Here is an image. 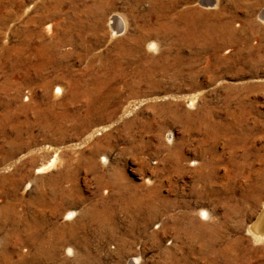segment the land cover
I'll list each match as a JSON object with an SVG mask.
<instances>
[{
  "label": "rangeland",
  "instance_id": "obj_1",
  "mask_svg": "<svg viewBox=\"0 0 264 264\" xmlns=\"http://www.w3.org/2000/svg\"><path fill=\"white\" fill-rule=\"evenodd\" d=\"M262 6L0 0V264L263 263L264 248L242 257L264 245L245 230L263 192ZM109 12L120 20L111 29ZM23 26L68 38L33 67L16 48ZM88 206L96 226L71 228L53 260L33 251L34 225L82 221ZM183 214L212 230L205 248L177 231Z\"/></svg>",
  "mask_w": 264,
  "mask_h": 264
},
{
  "label": "bare ground",
  "instance_id": "obj_2",
  "mask_svg": "<svg viewBox=\"0 0 264 264\" xmlns=\"http://www.w3.org/2000/svg\"><path fill=\"white\" fill-rule=\"evenodd\" d=\"M141 1V0H140ZM154 1V0H153ZM131 2V1H130ZM173 2V1H172ZM171 2V3H172ZM178 2V1H177ZM147 3V2H146ZM170 3V4H171ZM93 4V3H92ZM97 4V3H96ZM149 4V3H148ZM160 4V3H159ZM89 5V4H88ZM86 5V6H88ZM158 5V4H157ZM85 6V7H86ZM82 7V5H81ZM84 7V8H85ZM154 7V6H153ZM170 7V5H169ZM142 8H144L142 6ZM148 8V7H147ZM162 8V7H161ZM172 8V6H171ZM191 8V7H190ZM150 9V8H149ZM159 9V8H158ZM157 9V10H158ZM48 10V9H47ZM95 11V8L92 9ZM147 10V9H146ZM187 10V9H186ZM193 10V9H192ZM191 10V11H192ZM83 11V10H82ZM141 11V9H140ZM146 12V11H145ZM152 12V11H151ZM155 12V11H154ZM87 13V12H86ZM159 13V12H158ZM145 14V13H144ZM153 15V14H152ZM189 15V14H188ZM165 16V15H164ZM167 16V15H166ZM257 16H259L260 18H264V7H259L258 11H257ZM144 17V16H143ZM153 17V16H152ZM179 17V16H178ZM146 18V17H145ZM156 18V17H155ZM168 18V17H167ZM181 18V17H180ZM188 18V17H187ZM186 18V19H187ZM258 18V17H257ZM165 19V18H164ZM170 19V18H169ZM172 19V18H171ZM190 19V18H188ZM24 20H28V16L25 18ZM152 20V19H151ZM184 20V19H183ZM245 20V19H244ZM243 20V22H244ZM119 18L113 13V12H109L106 16H105V26L109 25V29L116 27L117 22L119 23ZM156 21V20H155ZM154 21V22H155ZM169 21V20H168ZM171 21V20H170ZM190 21V20H189ZM23 22V21H22ZM25 22V21H24ZM153 22V21H152ZM158 23V22H157ZM174 23V22H173ZM246 23V22H245ZM154 24V23H152ZM187 24V23H186ZM194 24V23H193ZM21 25V24H20ZM41 25V24H40ZM43 28L45 26H47L45 23H43ZM158 25V24H157ZM160 25V24H159ZM164 25V24H163ZM171 25V24H170ZM42 26V25H41ZM182 26V25H181ZM185 26V24H184ZM188 26V25H187ZM193 26V25H192ZM168 27V26H167ZM152 28V27H150ZM182 28V27H181ZM180 28V29H181ZM190 28V27H189ZM159 29V28H158ZM166 29V28H164ZM179 29V28H178ZM184 29V27H183ZM212 29V28H211ZM146 30V29H145ZM155 30V29H152ZM169 30V29H168ZM32 33V34H31ZM21 36L19 38V43L17 45V49L26 52L27 54L30 55H34L36 56V61L33 64V67L35 65H38L37 63H45L49 58L47 56L48 54V48H50V46H54L57 43H63L67 40L68 36L67 34H64V32L61 34V36H57L54 38H50L47 37L45 39H42L38 36V33L34 30V29H30L29 27L23 26L22 28H20V33ZM183 34V33H182ZM34 35L36 36V39H34V41H30V36ZM133 37V36H132ZM175 37V36H174ZM134 38V37H133ZM150 42V41H148ZM148 44V43H147ZM150 44V43H149ZM52 90L57 89V87L55 85H52L51 87ZM183 116V115H182ZM183 118V117H182ZM182 157V156H180ZM50 157H48L45 161H43L41 164H36L35 166H33L32 170H38L41 169L42 167H44L46 164H48V160ZM178 158V155H177ZM188 162V161H186ZM262 167V166H261ZM264 168V167H263ZM182 168L179 166V164L177 165L176 171L179 172ZM188 172H193V175L195 177L201 175L196 171V166H191L189 168H187ZM258 172V171H257ZM264 172V171H263ZM56 176L59 177V174H56ZM106 182V181H105ZM115 188L118 191L119 189V185L117 183H115ZM52 188L58 192L61 190V188H59L58 186H52ZM261 188H262V196L259 199V207L256 211V213L254 214V216L252 217V219L249 221V223L247 224V228H245V230L247 231L249 238L253 241L255 240H260L263 241L264 240V177L263 180L261 182ZM49 194H50V190H49ZM121 199V198H120ZM126 200V199H125ZM135 201L138 202V198L134 199V202H130V203H134ZM129 202V201H128ZM145 203V202H143ZM122 205V204H121ZM146 206V205H145ZM38 208V206L36 207V209ZM89 211L87 213H85L84 217L81 218L82 221L80 219H78L76 217V219L73 220H65V221H53L50 222V220L46 223V225L44 226V228H42V231L40 230V228L37 225H34V229L31 227L32 233L30 236V240H31V245H32V249L34 252L39 251L41 256L48 258L49 260H51L52 258H54V253H53V249L55 247H57L58 245H60L61 243H63L65 240H68L71 238L72 235V230L71 228L74 227H79L80 224L84 221V222H90L91 223V227H93V225L96 226V221L98 219V212L96 211L97 209H95L94 207L88 206ZM35 209V210H36ZM52 209V207H51ZM50 210V209H49ZM79 212V210H77ZM49 212V211H48ZM197 215H203V210L201 208H198L195 212ZM176 215H168L169 218L171 217H175ZM184 215V214H183ZM69 216V210H62L59 214V217L61 218H65ZM46 218V217H45ZM184 224H182L180 222V226H178L177 231H180L184 237L186 239H188L189 241L194 239L197 240V244L199 246H202L201 248H205V246L208 243V240L212 239V230L211 229H205L204 227H198L200 225H198L197 221H194V224H191L190 226H187L188 223L191 221L190 218L186 215H184ZM36 219L38 221V223H42L45 221L44 217H42V215L36 214ZM47 219V218H46ZM25 224V222H24ZM193 226V227H191ZM198 228V230H197ZM204 231H206V237L205 240H203L202 238H199L198 236L201 235ZM209 234V235H208ZM81 236V235H80ZM80 236H77L76 240L81 241L82 238ZM210 238V239H209ZM193 240V241H194ZM185 241V240H184ZM198 247V246H197ZM264 248V245H259L257 247H247L245 246L244 248L242 247V257H247L249 256V254L254 250V251H259L258 253H260V251H262ZM31 249V250H32ZM67 248L65 245L62 246L61 251L62 252H66ZM57 251V250H56ZM55 252V251H54ZM53 254V255H52ZM2 256V254H1ZM18 256V255H17ZM59 257V256H57ZM8 260V259H7ZM6 260V261H7ZM53 260V259H52ZM60 261V260H59ZM170 260H168L169 262ZM3 262V261H2ZM1 263V262H0ZM55 263V262H54ZM260 263V262H259ZM6 264V263H4ZM258 264V263H257ZM261 264H264L261 263Z\"/></svg>",
  "mask_w": 264,
  "mask_h": 264
}]
</instances>
